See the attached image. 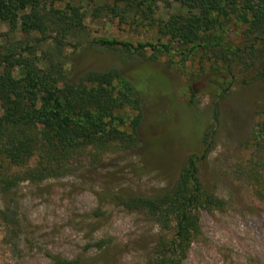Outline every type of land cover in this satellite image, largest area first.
<instances>
[{
  "label": "rangeland",
  "instance_id": "374dc122",
  "mask_svg": "<svg viewBox=\"0 0 264 264\" xmlns=\"http://www.w3.org/2000/svg\"><path fill=\"white\" fill-rule=\"evenodd\" d=\"M90 9L79 6L90 37L133 47L158 40L154 29L93 19ZM177 14L185 10L173 0H156V21ZM243 31L244 26L227 20L217 33L222 43L240 51L229 70L220 57L232 56L217 48L197 49L182 64L164 54L146 61L150 52H106L84 45L63 51L60 60L70 63L65 68L71 77L148 65L166 81L167 91L145 102L134 143L71 152L60 176L19 181L8 195L0 193V264H147L173 235L172 225L161 229L144 212L118 202L170 189L186 158L202 150L204 133L209 151L198 177L219 206L198 213L199 233L181 264H264V145L257 146L261 141L254 137L257 125H264V78L255 77L260 64L247 67ZM25 41L18 25L0 22L1 47L18 53ZM159 41L172 49L188 47L179 40ZM34 59L39 67L42 55ZM115 115L125 124L119 130L130 135L135 112L123 108ZM24 172L25 167L10 168L5 174L21 177Z\"/></svg>",
  "mask_w": 264,
  "mask_h": 264
},
{
  "label": "trees",
  "instance_id": "16d2710c",
  "mask_svg": "<svg viewBox=\"0 0 264 264\" xmlns=\"http://www.w3.org/2000/svg\"><path fill=\"white\" fill-rule=\"evenodd\" d=\"M173 1L185 14L158 22L153 16L156 0H0V22L10 27L18 25L26 40L18 53L0 46L2 195H8L19 181L39 183L60 176L67 170L71 152L114 142L134 143L145 102L167 91L166 81L148 65L130 72L88 70L71 77L65 68L70 63L60 60L70 46L140 55L150 52L146 59L149 62L156 60V54H164L176 57L180 64L197 49L217 48L232 56L229 60L220 57L229 70L239 49L222 43L217 33L223 30L225 21L231 20L244 26L242 52L249 59L247 67L260 64L255 77L264 78V0ZM81 5L91 6L93 19L154 29L158 40L133 47L114 39L90 37L79 14ZM160 39L179 40L188 47L172 49ZM36 53L42 55L39 67L35 64ZM15 70L18 77L14 76ZM123 108L136 114L130 122V135L119 130L125 124L115 115ZM257 126L254 137L261 141L257 146H263L264 125ZM207 140L204 133L202 150L186 158L170 189L155 197H127L118 202L126 210L144 212L161 229L172 225L173 235L155 249L147 264H181L199 233L198 213L219 206L198 177L199 166L209 151ZM31 161L35 162L29 168ZM22 167L25 172L21 177L5 174L10 168Z\"/></svg>",
  "mask_w": 264,
  "mask_h": 264
}]
</instances>
